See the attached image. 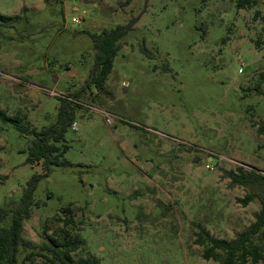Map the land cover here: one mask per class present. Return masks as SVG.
I'll list each match as a JSON object with an SVG mask.
<instances>
[{
    "label": "rangeland",
    "instance_id": "1",
    "mask_svg": "<svg viewBox=\"0 0 264 264\" xmlns=\"http://www.w3.org/2000/svg\"><path fill=\"white\" fill-rule=\"evenodd\" d=\"M237 3L0 0V111L40 131L57 123L61 98L76 106L69 163L36 183L27 239L42 247L68 233L81 242L75 263L219 264L203 258L202 229L232 241L257 222L264 0ZM134 18L104 88L82 91L95 64L91 35ZM32 144L0 118V208H18L44 174L27 161ZM251 240L264 264V227Z\"/></svg>",
    "mask_w": 264,
    "mask_h": 264
},
{
    "label": "trees",
    "instance_id": "2",
    "mask_svg": "<svg viewBox=\"0 0 264 264\" xmlns=\"http://www.w3.org/2000/svg\"><path fill=\"white\" fill-rule=\"evenodd\" d=\"M257 2L258 0H238L237 7L238 9L252 8ZM0 19L7 20L8 18L0 13ZM137 21L138 18H134L127 25H120L115 29L104 30L101 34L91 35L95 49V64L88 84L82 88V91L90 85H93L97 90L104 88L107 77L113 69L114 59L121 47L120 42L130 33ZM142 52L151 55L145 46L142 47ZM258 81L260 85L264 84V74L259 75ZM260 85L255 87V90L264 98V90ZM0 118L16 124L21 132L33 137L27 161L31 165L42 163L45 170L44 174L34 177L32 187L24 195L18 208H0V264H36L38 256L49 264H99L96 260L81 259L75 263L72 254L79 249L81 242L68 237L67 232H65L66 236H61L59 239L56 232L54 235L57 237H50L42 247L24 235L25 222L32 216L31 207L34 202L36 183L42 178L48 177L52 167L69 163L64 157L69 150L65 136L75 123L76 106L61 98L57 123L40 131L23 125L19 119L11 118L2 111H0ZM257 133L264 136V126H260ZM232 176L236 181L244 182L243 175L232 174ZM71 212V208H67L63 213L70 215ZM65 222L67 225L73 223L72 217L69 216ZM262 227H264V209L262 214L257 215V222L236 239L232 241L218 240L208 231L202 229L197 244L205 248L203 258L207 261L213 259L219 264H247L251 260L252 264H257L263 256L260 248L254 245L251 239L252 235L258 233Z\"/></svg>",
    "mask_w": 264,
    "mask_h": 264
},
{
    "label": "built area",
    "instance_id": "3",
    "mask_svg": "<svg viewBox=\"0 0 264 264\" xmlns=\"http://www.w3.org/2000/svg\"><path fill=\"white\" fill-rule=\"evenodd\" d=\"M73 22H74V23H79V20H77V19H73ZM107 117H108V121H109V122H112L111 119H110V116L107 115ZM77 127H78V126H77L76 123H74V124L72 125V128H73L74 130H77Z\"/></svg>",
    "mask_w": 264,
    "mask_h": 264
},
{
    "label": "water",
    "instance_id": "4",
    "mask_svg": "<svg viewBox=\"0 0 264 264\" xmlns=\"http://www.w3.org/2000/svg\"><path fill=\"white\" fill-rule=\"evenodd\" d=\"M195 162H196V160H195Z\"/></svg>",
    "mask_w": 264,
    "mask_h": 264
}]
</instances>
